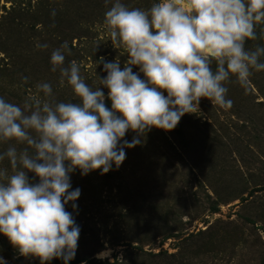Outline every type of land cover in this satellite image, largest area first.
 <instances>
[{
    "label": "rangeland",
    "instance_id": "obj_1",
    "mask_svg": "<svg viewBox=\"0 0 264 264\" xmlns=\"http://www.w3.org/2000/svg\"><path fill=\"white\" fill-rule=\"evenodd\" d=\"M153 2L122 0L141 9ZM110 7L105 0H0V96L23 105L29 96L42 97L36 85L48 82L51 99L78 103L67 80L61 83L60 66L51 70V52L65 41L62 66L75 60L93 88L107 75L103 61L117 58L123 68L126 50L112 43L104 23ZM254 30L256 39L246 40V49L264 45V23ZM225 86L231 107L201 98L199 111L186 113L174 129L153 127L141 144L125 149L119 168L71 174L81 194L75 211L66 205L80 226L69 264H264V70L253 69L246 86L235 77ZM100 87L110 108L108 89ZM9 145L24 147L0 142V152ZM0 167L11 172L7 159ZM105 247L110 257L97 259ZM0 256L7 264H41L21 255L3 234Z\"/></svg>",
    "mask_w": 264,
    "mask_h": 264
},
{
    "label": "clouds",
    "instance_id": "obj_2",
    "mask_svg": "<svg viewBox=\"0 0 264 264\" xmlns=\"http://www.w3.org/2000/svg\"><path fill=\"white\" fill-rule=\"evenodd\" d=\"M105 3H111L104 19L111 41L127 53L123 68L117 58L103 61L107 75L93 88L75 60L62 66L65 41L51 52V70L60 66L61 83L67 80L78 103L51 99L48 82L36 85L42 97L29 96L23 105L0 96V142L24 146L0 152V163L7 159L11 168L0 167V234L41 264L53 258L69 264L75 257L80 226L66 210L70 202L77 209L81 194L72 187L73 172L119 168L125 149L141 144L147 131L174 129L186 113L199 111L201 98L231 107L225 82L235 77L246 86L253 69L264 70V45L245 48L256 39L255 25L264 23V0H154L147 9ZM100 86L108 89L110 108ZM129 131L135 135L124 139ZM110 255L105 247L96 258ZM0 264H7L3 256Z\"/></svg>",
    "mask_w": 264,
    "mask_h": 264
},
{
    "label": "trees",
    "instance_id": "obj_3",
    "mask_svg": "<svg viewBox=\"0 0 264 264\" xmlns=\"http://www.w3.org/2000/svg\"><path fill=\"white\" fill-rule=\"evenodd\" d=\"M202 233H205V231H201ZM200 233V232H199Z\"/></svg>",
    "mask_w": 264,
    "mask_h": 264
}]
</instances>
